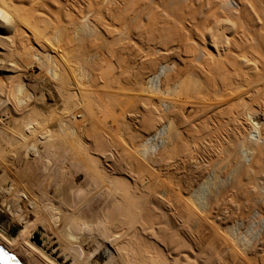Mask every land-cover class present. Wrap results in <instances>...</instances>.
I'll return each mask as SVG.
<instances>
[{
	"label": "bare ground",
	"instance_id": "6f19581e",
	"mask_svg": "<svg viewBox=\"0 0 264 264\" xmlns=\"http://www.w3.org/2000/svg\"><path fill=\"white\" fill-rule=\"evenodd\" d=\"M23 1L24 0H0V75L10 80L9 82L6 81L8 87L7 89L5 88V104L10 106V108H8V111H10L9 113L15 116H21L22 113L27 114V112L34 110L36 105H33V101L28 102L23 109L17 108L14 104L15 99H13V95H11L12 87L21 79L26 83L24 86L28 88L35 87V83L38 82V80L35 82L29 73L34 71V69L40 68L36 65L38 63H36L37 60L46 59L55 62L58 65L57 67H60V70H58L59 73L56 72L58 74L55 73L53 76L51 75L52 83L44 80L46 83L44 82L42 84L48 86L47 89L51 92V97H53L54 100L58 99L63 102L64 117L61 120H56L51 119L49 116L47 120L45 119V124L42 126H45L46 132L48 133V145L53 147L58 144L56 133H58L60 137H63L64 140L71 142L70 145L67 146V149L75 154V159H77L78 164V166H75L77 173L81 170L79 164L85 166V170L87 167V175L90 177H85V185H91L92 183L95 185L94 188H92V193H90L91 198L100 194L104 195L105 208H107L105 210L107 216L105 228L109 230L108 235L109 237L111 235V238L108 237V241L106 240L105 243L99 247L93 259L89 260L90 257L88 254L93 247L90 242L87 241L84 246L80 243L78 250L72 248L75 250L73 251L69 247L70 241L68 243L67 239L65 241L60 237V234L58 235L57 232L53 231L46 221H42V225L28 224V219H32L33 222L35 221V218L33 219L35 216L32 211L23 210V212H25L24 215L18 214L19 212H14L12 208L13 205L10 203L8 197L12 193H7V190L2 187H0V218L16 233L19 232V236L48 264H102L104 262V264H264V256L260 254L264 250V237H260V241L255 240V243H248L249 245H247L245 242L242 243L237 230L233 228L232 230L229 226L227 227V224L233 221L236 216L238 217L241 215L242 217L245 215L244 217H246L248 214L247 212L251 211H247V208H241L240 205L243 201V203L246 201V203L250 205L249 207L252 208L255 207V199H262L261 187L259 186L260 177H258L254 171L263 163L264 145H260L257 142L249 144L250 151L246 154L248 159L245 157L247 161H245L244 169L241 174L238 175L231 185L225 188L223 187L224 189L221 188L222 190L219 191L213 199H210L206 205L208 206L210 204V206H208L210 208L206 207L207 209H200L202 207L200 205V208H198L195 204V197L193 198L195 200L194 202L190 193L195 182L202 178L201 176L204 172L203 167H206L203 166V163H200L198 167L194 164L191 165L192 162L190 160L191 163L188 162L186 169V177H157V173L154 177H148V174L152 173L151 169L152 166H154L153 164L176 160L189 144L198 145V148L196 147L198 150L202 148L200 145L203 143L213 145L212 143H214L213 141L216 138V134L218 133L217 136L219 137L218 131H221V129L217 131L213 129L214 127L211 128L210 125H201V129L198 130L196 125H187L188 123L184 118V111L190 103L193 104L192 102L195 101L206 100L204 98L209 96L210 93L206 95L207 91H204L201 85L195 89V93H192V91L188 92L191 88L186 84L184 85V82H180V77L185 72L178 69L175 73H169L167 71V66L161 65L165 57L159 54L161 51L157 50L156 47L154 48V53H151L152 55L150 57H148L149 52L141 57L142 67L134 71L130 75V79L128 76L129 70L126 66L120 68L121 73L125 76L124 80H120L114 76L113 71L115 69L112 64L109 70L104 71L102 69L103 72L101 74H98L97 71L94 75L89 74V71L95 68L93 65L88 64V57H93L90 53L94 52L98 54L99 50H101L99 48L108 44V52H112L119 62L123 59L122 54L125 52L123 50L130 49V46L135 43L132 37L133 34H131V27L126 24V19H117L118 21H116L113 17L114 14H117L122 0H111L109 3L110 5H108L106 9L99 11L97 15L92 14V17L90 12L86 14L84 11V8H88L90 3L84 6L78 0H60L63 7H60L61 4H58L57 7L59 6V9L63 8L61 11L63 15L60 18L57 12L56 14L58 15H56L54 19L48 15L52 11L49 12V10H47L48 14H46L47 12H40L37 9H29L25 7ZM149 1L152 5L155 4L156 6L155 9H153L154 6L153 8L151 7L152 12L149 13L157 14L158 12L156 13L155 10L161 9L163 13L164 11L167 12L165 14L177 15L176 21L179 24H184L185 20L183 16L185 14L183 15L182 10L185 9L186 5L184 7L183 3L188 4L185 3L184 0H161L160 2H162L163 8H159V2L158 5L156 4L158 0H141L144 5L146 3L148 5ZM97 2L105 3L104 0ZM189 3L191 4V2ZM220 5V8L223 10V15L226 16V19L224 18L226 20V25L227 22H230L229 25H231V23L233 25L235 16L241 18V16L238 15L243 14V7L238 0H220ZM149 6H147L146 10L150 9ZM108 17L111 18V21L107 20ZM224 19L222 22H224ZM89 22H91V25ZM120 22H122V24H120ZM83 23H88L89 26H92L93 30L83 31L81 28ZM114 24L118 25L119 28L114 26ZM85 26L86 25H84V27ZM230 28L234 27L230 26ZM128 30H131V32ZM226 30L227 29L223 26L222 31L217 30L216 32H224ZM134 35L135 38L138 36L137 33ZM217 35L216 33H212L210 36L211 43L209 45H211V49L205 43L204 47L201 43L197 42L201 50L199 54L202 55L201 58H199L198 56L200 55H198L194 59L199 58L200 63H198V65L200 64V68H202L199 70H201V73L204 75H206L205 70L208 65L212 64V54H215L216 58H223L225 60L217 62L218 65L225 64L229 61V59L224 58L227 53H231L229 50V39L225 33L221 36ZM124 36H127V38H124ZM233 37L238 40L237 33H235ZM105 40L111 41L107 43ZM231 56L234 58L233 55ZM46 60L44 61L45 63L48 62H46ZM248 61L249 60L245 61V63L247 64ZM54 65L53 63V66ZM57 69L55 70L57 71ZM96 70H98V68ZM44 71L47 72L46 69ZM48 75L50 79L51 76L50 74ZM48 75L45 74L44 77H48ZM204 75H201V77H205ZM35 76L37 75L35 74ZM40 81L42 82V79ZM178 85L180 91H177ZM39 86L41 87L42 85ZM39 86L36 87L40 88ZM113 87L117 92L113 91ZM36 89L37 88H35V92ZM103 91H108L113 94L115 98L113 101L111 98H109V100L113 102H111V104H114L113 107L115 109L117 107L120 109L119 107L126 102V99H121V97L129 94L128 96L131 98L128 97V99H134L136 104H132L131 102L128 106L131 107V105H134L132 106V112L135 115V120L131 123H134L132 126H136V128L133 129L134 131H130L132 128H130L131 125L128 124L130 130L128 128L129 131H125L126 129L124 130L130 135V139L127 137L128 141L122 142L123 140L120 138L119 140V136L117 135L119 133H114L115 131L113 130L115 129L116 132H119L121 125H123L122 123L120 124L122 118H119L120 122H118V117L115 118L113 116L114 120L112 121L114 125L116 124V127L113 126V129H109L105 124L107 122L105 118L107 117L103 119L102 115L105 113L99 101L100 95L102 93L104 95ZM223 92L224 90L221 93ZM116 94H120L118 100H116ZM120 99L121 101H125H120L118 103ZM37 100H39V98ZM138 103L143 106L141 110L136 107ZM111 104L108 106H111ZM127 104L129 103L126 102L124 105ZM124 105L122 106L123 108ZM38 109L41 110L40 108ZM262 109L263 108L257 107L255 113H263ZM4 112L5 111L1 112V114ZM41 112L40 114L42 116L43 111ZM38 114H36V117ZM3 115L4 114H2V116ZM107 115L109 116V114ZM110 116L112 117V115ZM124 116L125 115H123V118H125ZM229 116H231V114ZM233 117L230 118L231 120L228 119L230 122L221 121L219 122L221 125L217 123L221 128L223 124L225 126L231 125L235 127L233 129H235L236 132L233 134L234 137H237V134L240 135V130H246L247 120L244 119V122L240 121V113L235 116L234 119ZM167 123L174 127L172 128L176 130L173 131L175 134L168 131L169 129L166 126ZM54 128L57 130H54ZM195 128L199 132L196 130L194 132L193 130ZM222 129L224 130V127ZM227 134L225 136H227ZM223 135L224 134L221 135L222 138ZM219 139L216 138V140L220 141ZM73 142L74 144H72ZM59 144L62 148L63 142H60V139ZM84 145L87 147L85 148ZM118 148H121V151L126 155L124 165H118L115 156L116 153L112 151ZM188 148L190 149L191 147ZM193 151L188 152H197ZM198 152H200V150ZM191 153L189 155H191ZM198 154L196 153L194 156ZM191 157L193 158V155ZM213 157L214 156L209 157V160H212ZM195 161L197 160L195 159L194 162ZM196 163V165H198V162ZM201 165L203 167H201ZM92 166H96L98 169L96 170L103 174L104 177H98L95 168ZM90 167L93 168V171ZM135 171L138 175L134 174ZM114 172L118 175L117 177H107L108 174L112 175ZM145 174L148 176L142 177V175L144 176ZM69 185L71 184L69 183ZM65 186L63 188L64 190L68 188V185L67 187ZM71 191L74 193V190ZM115 198L118 199L119 203L116 204ZM226 198L230 200L228 199L229 201L227 200L225 202ZM34 200L37 202L39 201L37 198ZM85 200L86 199H84V203L86 202ZM231 200L236 203H231L233 206L236 205L234 208L235 210L240 204L241 210L240 208L237 209L240 210V213L238 212L240 215L235 216L237 210L235 211L233 206L230 208V204V207H228V203ZM5 201L8 204H6ZM91 202L94 203L93 200ZM91 202L89 201V204H87L90 205ZM31 204L33 206V203ZM77 206L76 209L74 207L72 210L69 207L71 218L83 212V209L80 211V204ZM35 207L38 208V206ZM257 207L261 210L262 214H264V206ZM242 209L247 212L242 211ZM86 211L87 210H84V213ZM33 212H36V210ZM40 218L38 222L41 221ZM42 220H45V218H42ZM122 230L125 231L119 233V231L121 232ZM205 230L212 231L211 235L213 240L206 245L205 242L198 243L197 245L196 238L198 237V232ZM59 231L60 230H58V232ZM33 237L35 241L37 240L36 242L39 241V243H41L40 247L30 241ZM70 246H72V244ZM112 261H114V263Z\"/></svg>",
	"mask_w": 264,
	"mask_h": 264
},
{
	"label": "rangeland",
	"instance_id": "374dc122",
	"mask_svg": "<svg viewBox=\"0 0 264 264\" xmlns=\"http://www.w3.org/2000/svg\"><path fill=\"white\" fill-rule=\"evenodd\" d=\"M78 1L81 2L82 5L84 6L85 4L87 6V4L90 3V6L88 5V8L86 9L84 8V11L86 14L90 12L92 17V14L97 15L99 11L106 9L108 5H110L109 3L111 0H104L105 3L97 2L101 0H78ZM160 1L161 0H158L156 4L158 5L160 3L161 7L160 5H158L159 8H163L161 4L162 2ZM184 1L185 3L188 4L183 3V6L185 7L186 5V7L185 9L183 7L185 11L182 10L183 15L185 14L183 16L185 22L182 25L176 21L177 15L165 14L167 12L164 11L163 13L161 9L157 11L155 10L156 13L158 12L157 14L149 13L152 12L151 7L153 8L154 6L153 9H155L156 7L155 4L152 5L150 1L148 2V5L147 3L144 5L142 4L141 0L140 1L122 0L121 6L117 14H114L113 17L114 19H116V21H118L117 19H126V24L131 27L132 32L131 30L128 31H130L131 34H133L132 37L134 38L135 43L134 45L132 44V46H130L131 47L130 49L128 48V50L127 49L123 50L125 51L122 54L123 59L122 61L119 62L116 59V56L112 54V52H108L109 51L108 44H105L106 46L104 45L103 47L99 48L101 50H99L98 54L94 52L90 53V55H93V57L91 56L88 57V62H89L88 64L93 65L95 68L91 69V71H89L90 72L89 74L94 75V73L96 74V71L98 74H101L103 70L104 71L109 70L112 64L115 69L113 71L114 76H116L120 80H124L125 76L124 74L121 73L120 68L126 66L129 70L128 76L130 79V75L134 71L142 67L141 57L145 54H148V52H149L148 57H150L154 53V48L156 47L157 50L161 51L159 54L162 57H165V60L161 62V65L167 66L168 68L167 71L169 73H175L177 72L178 69L185 72L181 75L180 82L181 83L184 82L183 83L184 85L186 84L191 88V90L188 92L192 91V93H195L196 92L195 89H197L201 85L203 90L207 91L206 95L210 93L209 96H206L204 98L207 101L200 100L197 102L196 101L192 102L193 104L190 103L191 105L189 104V106H187V108L184 111V118L188 123L187 125L189 124L196 125L198 130L201 129L203 125H210L211 128L214 127L213 129L217 131L221 129V131L220 130L218 131L219 137L217 136L218 133L216 132L217 133L216 138L217 139L220 138L219 140L222 143L216 140L215 138V140L213 141L214 143H212L213 145L205 144V143L201 144L200 147L202 148H199L200 152H198L199 150L196 149L198 145L195 146L193 144L192 145L189 144L190 146L188 145V147H191L192 149L190 148L191 149L190 150L188 147H186V149L183 150L184 152L180 154L176 160H171L169 162L164 161L162 163L161 162L155 163L156 165L153 164L154 166H152L151 169L152 173L148 174L149 176L146 174L144 176L142 175V177H147V176L154 177L155 174L157 173L156 174L157 177H167V176L177 177V178L182 176L186 177L187 175L186 169L188 162L189 163L192 162L191 165L194 164L195 166L198 167L200 166V163L201 164L203 163V166L206 167H203L201 165V167L204 168V172L201 176L202 178L198 179V181L195 182V184L192 187L190 196H192L191 197L192 199L195 197L196 202L194 199L193 201L195 202L198 208H200L199 207L200 205L202 206L200 209L203 208L205 209L206 207L210 208L208 207L210 206V204L206 206L207 203L210 201V199H213L214 196H216V194L219 193V191L222 190L221 188L223 187L225 188L231 185V183L234 182V180L238 177V175L241 174L242 170L244 169L245 161H247L245 160V157L247 156L246 154L250 151L249 144L253 142L255 143L257 142L260 145H264V0H242V1L238 0L242 4L243 14L238 15L241 16V18L235 16V18L233 19V25L232 23L231 25H229L230 22L229 23L227 22L226 25V20H225L226 16L223 15V10L222 8H220L221 6L220 0L219 1L218 0H195V1L184 0ZM23 2L25 7L29 9L30 8L37 9L38 11L44 13H46L47 10H49V12L52 11L51 13L52 14L54 13L53 14L54 17L51 13L48 14L47 12L46 14L50 15L53 19L58 14L60 18L63 15L61 12L63 8L59 9L58 8L59 6L57 7L58 4L59 5L61 4L60 7H63L62 2H60V0H24ZM189 2H191V4ZM147 6L150 7L149 9L150 11L146 10ZM144 10L149 14L146 13ZM57 12L58 14H56ZM223 19L224 22H222ZM107 20L111 21V18L108 17ZM83 24L86 26L84 27ZM83 24L81 25L83 31L86 32V30L87 31L93 30L92 26H89V24L91 25V22H89V24L88 23L87 24L83 23ZM120 24H122V22H120ZM114 26L119 28V26L116 24H114ZM223 26L224 28L227 29L226 31L216 32L217 30L222 31ZM230 26L234 28H230ZM136 33L138 36L135 38L134 34ZM212 33L218 34L217 36H221L223 33H225V35L229 39V43H230L229 50L231 53H227V55H225L224 58L229 59V61L226 60L228 62L222 65H218L217 62L225 61V60L223 58H216L215 54H212L211 55L213 56L212 64L208 65V67L205 70L206 75H204L201 73V70H199L202 69L200 68L201 65L200 64H199L200 66L198 65V63H200L199 58H201L202 54H199L201 50L200 47L197 45V42L201 43V45L203 46L206 44L211 49L210 47L211 45L209 44L211 43L210 36ZM235 33H237L238 40L237 38L233 37ZM124 38H127V36L126 37L124 36ZM108 41L105 40V42L107 43ZM231 55H233L234 58H232ZM197 56L199 58L194 59ZM45 60L40 59V61L42 62L37 60L36 63L37 62L38 63L36 65L37 67L39 66L40 68L38 67L39 69H34V71H31V73H29L30 76L33 77V80L35 82L38 80V82L35 83L36 84L35 87H31L34 89L24 86V84L26 83L25 81H23V79L18 81V83H16L12 87L11 95H13L12 98L15 99L14 104L17 106V108L19 109L25 108L27 103L30 101H33V105H36V108L30 112H27V114L22 113L21 116H15L14 114L9 113L10 111H8L9 110L8 108H10V106L5 104L4 99L6 95L5 88L7 89L8 87L7 85L8 83L6 81L9 82L10 80L5 79L0 75V108H1L0 114L1 112L5 111L4 113H2L5 116L4 115L2 116V114L0 115V187L7 190V193L9 192L12 193L8 197L10 203L13 205L12 208L14 212L16 213L19 212L18 214L24 215L25 212H23V210L32 211V213L35 216L33 217V219L35 218V221L33 222L32 219H28V224L42 225L43 222L46 221V223L50 225L53 231L57 232L58 235L60 234L59 235L60 237H62L65 241L67 239L68 243L70 241L69 247L71 249L75 248V250H78V247H80V243L81 245L84 246L85 243H87V241L90 242L93 245V247L91 252L88 254V256L90 257L89 260L90 259L92 260L99 247L102 246V244L105 243L106 240L108 241V239L111 238V235L110 237L108 235L109 230H106L105 228L107 222L106 219L107 216L105 210L107 208H105L106 204L104 201V195L100 194L98 196L96 195L94 198H91L90 193H92L93 191L92 188H94L95 185L94 183H92L91 185H85L86 184L85 177H90L87 175L88 173L87 167L85 170L84 169L85 166L79 164V168H81V170L78 173L76 172L75 166H78L77 159H75V154L71 153V151L67 149L68 148L67 146H69L71 142L64 140L63 137H60V135L56 133L58 137V141H57L58 144H56L53 147L48 145L49 144L48 133L46 132L47 130L45 129V126L42 125L45 124V121L49 116L51 117V119H56V120L63 119L64 106L61 100L60 101L58 99L54 100L53 97H51L52 96L51 92L47 89L48 86H46V84H42L45 81L52 83L51 78L53 74H55L56 72H58V70H60V67H57L58 65L55 62L46 60V62L48 61L50 63L48 62L45 63L44 62ZM247 60L249 61L246 64L245 61ZM53 63L55 64L54 66ZM44 64L45 65L49 64V65L45 66ZM41 65L44 66L45 68L42 67ZM43 68L44 70L46 69L47 72H45ZM54 68L55 69L58 68L57 71ZM97 68L98 70L99 69L100 70L99 71L96 70ZM192 69L194 70V72H196L195 74H193L194 72ZM38 70L42 72H39ZM36 72L39 73L37 74ZM35 74L37 76H35ZM45 74L47 75L50 74V76L51 75L52 76L49 79V75L48 77L47 76L44 77ZM201 75H204L205 77L203 76L201 77ZM41 79L42 82L40 81ZM21 81H23L24 83ZM37 83L42 86L40 87ZM36 86H39L40 88ZM35 88H37L36 92H35ZM223 90L224 92L221 93ZM113 91L117 92L115 88L113 89ZM177 91H180L179 85ZM103 92L104 95L106 94L105 95L106 97L102 93L100 95L99 101L101 106L103 107V112L105 113L104 115H102L103 119L107 117L105 118L107 121V122L105 121L106 122L105 124L107 125V127H109V129L110 128L113 129V126L116 127V124L114 125V122L112 121L114 120L113 118L118 117L117 120L119 118L120 119L122 118L121 122L120 119L118 120L120 124L121 123L123 124L121 125L120 127L121 129L119 130V132H116L115 129L113 130L115 131L114 133H119L117 134L119 136L118 139L119 138L122 139L123 140V141L121 140L122 142L128 141V139H130V135L125 131H129L130 128H132V130L130 131H134L133 129L136 128V126L134 127L132 126L134 125V123H131L133 122V120H135V115L132 112L133 111L132 106L134 105H131V107L128 106L130 105L131 102L132 104L133 103L136 104L134 99L133 98L128 99L129 94L126 95L127 98L126 96L121 97V99L122 98L126 99V102L129 104L124 105L126 104L125 102L124 104H122V106L124 105V108L121 106L122 109L121 107H119L121 110L118 109V107L116 108L117 109L116 110L113 107L114 104H111V102L115 98L113 94L108 91H103ZM119 97L120 94L116 96V100H118ZM38 98L39 100H37ZM109 98H111L112 101H110ZM121 99L118 101V103L121 101ZM110 104L111 106H108ZM37 106L41 110H39ZM126 106L128 107L125 108ZM111 107L113 108V110ZM136 107L141 110L143 106L140 103H138ZM257 107L263 108L262 109L263 113L256 114L255 110L257 109ZM39 111L40 112L43 111L42 116ZM239 113H240V118H239L240 121L244 122V119L247 120V127L246 130H242V131L240 130V135L237 134V137H234L233 133H235L236 131L233 128L235 127H232L231 125L225 126L223 124L222 128L224 127V130H226L224 131L221 128L220 126L221 124L219 122L229 121L228 119L232 118L233 116L234 117L237 116ZM36 114H38L37 117ZM107 114H109V116ZM230 114L231 116H229ZM110 115H112V117ZM123 115H125L124 116L125 118H123ZM221 115L226 117H223ZM205 122L208 124H206ZM128 124L131 125L130 128H128L129 127ZM166 126L169 129V130L167 129L169 132L171 131V133H173V131H176L175 129L173 130L174 127L171 124L169 125V123H167ZM54 130L57 129L54 128ZM195 130L196 128L193 131L195 132ZM225 133L226 134L228 133L227 136H225L226 135ZM173 134H175V132ZM222 134H224L223 138L225 140L222 138L221 136ZM235 138L237 139V143ZM59 139L60 142L61 141L63 142L62 148L59 144ZM72 144H74V142ZM84 146L85 148L87 147L86 145ZM204 150L208 152L206 153ZM112 151L116 153L115 156L118 165H124L126 155L121 151V148L113 149ZM188 151H193V152L197 151L196 153L197 154L199 153L200 156L198 154L197 155L198 158H197L196 155L194 156V154L196 153H191ZM190 153L191 155H189ZM192 155L193 158L191 157ZM206 155H210V156H206ZM211 156H214L215 158L213 157L212 160H209L210 159L209 157ZM216 157L218 158V160ZM194 158L197 161L194 162L195 160ZM246 159H248V157H246ZM207 160L210 161L211 163L208 162ZM196 162H198V165H196L197 164ZM262 162L263 163H261L259 167L256 168L254 171L257 174V176L260 177L259 186L261 187L260 191L262 194V199L261 198L255 199L254 201L255 207L251 206L252 208L249 207L250 205H248L246 201L245 203H243L244 202L243 201L241 205L239 204L241 208L244 209L247 208L246 209L247 211L248 210L251 211L247 212L244 211V209H242V211L247 212L248 214L250 212V214L246 215L247 218L244 217L245 215L241 217V215L238 214V212L241 210L240 206L238 205L236 207V210L239 208L240 210H237V213L236 212L234 213H236L235 216L236 215H240V216L238 217L236 216L237 218L235 217L234 218L235 220L233 219V221H231L232 223L230 222L227 224V227L229 226V228L231 229L233 228L237 230V232L240 235L239 237L242 240V243L245 242V244L247 245H249L248 243L253 244L256 241H260L261 240L260 237L262 238L264 237V214H262L261 210L257 207V206H262V207L264 206V197H263L264 196V159L262 160ZM92 167H94L95 170L97 169L96 166H92ZM92 167H90V169L93 171ZM108 169L111 170L110 168ZM97 170H96V174L98 175V177H104V175L98 172ZM134 174L138 175L136 171ZM117 176L118 175L116 174V172H114V174L112 175L108 174L107 177H117ZM69 183L71 185H69ZM63 185L64 186L66 185L65 187H67L68 185V188H65L66 190H64ZM71 190H74V193ZM35 197L39 200L38 202L34 200L36 199ZM84 199H86L85 203H84ZM228 199L226 198L225 202ZM87 200L88 202L89 201L91 202L93 200L94 203L91 202L90 205H88L89 203L87 202ZM115 201L116 204L119 203L117 198H115ZM72 202L75 204H73ZM5 203L8 204L6 201ZM31 203H33V206ZM76 203L77 205L80 204V211L83 209L82 210L83 212H81L83 214L79 213L78 215L73 216L71 218L70 216L71 211L69 207L71 208V210L74 209V207L76 209L78 207ZM231 203L234 204L235 202L231 200L228 203V207H230L229 204L231 205L230 208H232L233 206ZM28 206L31 208H29ZM35 206H38V208ZM235 206L236 205L233 206V209L235 208ZM34 209L36 210V212H33L35 211ZM84 210H87L86 211L87 213L86 212L84 213ZM36 214H37V218H36ZM39 218L41 220V221L39 220L40 222H38ZM42 218L43 219L45 218V220H42ZM58 230L60 231L58 232ZM124 231L125 230H122L121 232L119 231V233H122ZM211 232L212 231L210 230L199 231L198 237L196 238L197 245L198 243L200 244L204 242L206 245L207 243L211 242L213 240ZM18 233L19 232H17V234ZM30 241L38 247L41 246V243H39V241L36 242L37 240L35 241L34 237ZM71 244L72 246L73 245L74 246L73 247L70 246ZM260 254L264 256V250ZM112 262L114 263V261Z\"/></svg>",
	"mask_w": 264,
	"mask_h": 264
},
{
	"label": "water",
	"instance_id": "95a60500",
	"mask_svg": "<svg viewBox=\"0 0 264 264\" xmlns=\"http://www.w3.org/2000/svg\"><path fill=\"white\" fill-rule=\"evenodd\" d=\"M0 264H48L0 218Z\"/></svg>",
	"mask_w": 264,
	"mask_h": 264
}]
</instances>
